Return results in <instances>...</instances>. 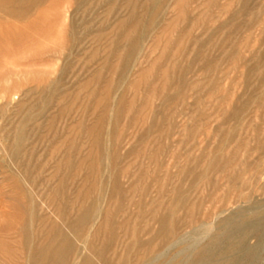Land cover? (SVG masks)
<instances>
[{"label": "rangeland", "instance_id": "1", "mask_svg": "<svg viewBox=\"0 0 264 264\" xmlns=\"http://www.w3.org/2000/svg\"><path fill=\"white\" fill-rule=\"evenodd\" d=\"M0 1V264L59 232L65 264H234L264 224V0Z\"/></svg>", "mask_w": 264, "mask_h": 264}, {"label": "bare ground", "instance_id": "2", "mask_svg": "<svg viewBox=\"0 0 264 264\" xmlns=\"http://www.w3.org/2000/svg\"><path fill=\"white\" fill-rule=\"evenodd\" d=\"M40 1H42V0H40ZM99 1H101V0H99ZM128 3L129 2H127V4ZM120 24L123 25L122 23H120ZM95 134H97V133L95 132ZM65 163H67V162H65ZM87 163H89V162H87ZM56 169H57V167H56ZM91 169H93V168H91ZM94 176H95V174H94ZM99 210L100 209H98L97 214H95V215L92 214L90 207L87 208L83 212V214H82V216L80 218L79 224H78L79 227L76 228V230H75V236L77 238L80 237L83 234L82 232L86 230L87 224L89 222H92V221H94L96 219L97 215L99 214ZM106 216H107V211L103 215V219L101 221V224H104L105 223ZM254 216H256V213L254 211L253 212H250L249 216L247 218H244V220L245 221H248L250 218H253ZM250 226L253 229H255V230H258L259 229L260 230V237H262V238L264 237V224L262 225V223H260V222H256V223H253V224H246V226H244V228H243L242 232L240 233V235H238L239 237L237 238V240L232 241L230 243L229 247H228L229 249H234V250L235 249H238L239 251L242 252L241 256L234 261V264H252L253 261L255 260V257L257 256V250L258 249H253L252 247H250V246H248V245L245 244L246 229L248 227H250ZM49 231H52V230H49ZM86 237H87V233H86L84 239H86ZM54 241H56V242H54ZM260 244L262 246V243H260ZM74 250H75L74 249V245L71 242H69L67 239H65L64 236L62 235V233L59 232V234L56 236V239H53V241L51 240L50 245L48 246V248L43 249V250H41L38 253V261L36 262V264H65L66 261H67V258L73 253ZM78 258H80V261L78 263H75V264H94L92 262V260L89 257H87L86 255H84L82 257L80 255V257H78Z\"/></svg>", "mask_w": 264, "mask_h": 264}]
</instances>
